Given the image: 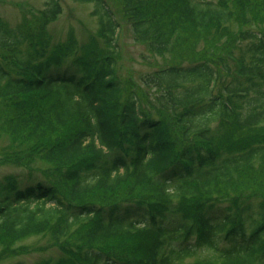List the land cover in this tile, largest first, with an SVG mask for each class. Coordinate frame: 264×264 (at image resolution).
<instances>
[{"label":"trees","instance_id":"1","mask_svg":"<svg viewBox=\"0 0 264 264\" xmlns=\"http://www.w3.org/2000/svg\"><path fill=\"white\" fill-rule=\"evenodd\" d=\"M72 1L98 20L83 45L50 37L61 0L0 21V132L28 170L0 179V260L47 235L38 264H264V0ZM118 12L187 62L142 76L151 101L118 78Z\"/></svg>","mask_w":264,"mask_h":264},{"label":"rangeland","instance_id":"2","mask_svg":"<svg viewBox=\"0 0 264 264\" xmlns=\"http://www.w3.org/2000/svg\"><path fill=\"white\" fill-rule=\"evenodd\" d=\"M46 0H0V21L9 25L16 26L24 20H34ZM63 13L48 26L50 37L54 43L65 42L70 35H74L79 45L89 43L95 38L98 21L91 15L92 4L79 3L72 0H61ZM111 4L118 8L114 0H109ZM216 2L217 0H210ZM120 17L121 30L119 33V45L121 53L118 58V78L124 82L127 90H133L142 100L149 101L158 94L156 88L148 87L142 83L141 78L146 73L162 68L171 63H187L170 55H159L152 53L148 46L136 40L133 30L121 12L117 13ZM151 101V100H150ZM149 102L147 103V105ZM16 147L12 145L8 135L0 132V179L8 173H26L28 170L14 166L8 162L13 158ZM45 168L43 164L40 165ZM28 169V168H27ZM40 171L37 175L42 176ZM47 235H37L26 239L17 244L18 247L26 248L27 252L18 253L9 258L0 260V264H13L22 261L24 264H38L43 259L57 257V248L42 250L43 246L48 245ZM2 247L0 246V253ZM216 253L209 247H202L196 257L189 259L195 262Z\"/></svg>","mask_w":264,"mask_h":264}]
</instances>
